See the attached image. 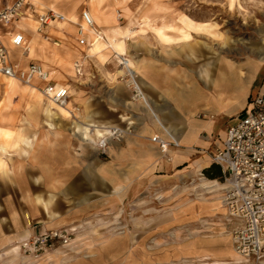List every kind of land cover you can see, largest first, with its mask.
<instances>
[{
  "label": "rangeland",
  "instance_id": "374dc122",
  "mask_svg": "<svg viewBox=\"0 0 264 264\" xmlns=\"http://www.w3.org/2000/svg\"><path fill=\"white\" fill-rule=\"evenodd\" d=\"M29 1L36 10L53 9L63 15L73 13L76 15V22L80 21L83 8L91 10L90 0ZM109 6L111 8L106 9ZM113 7L112 1L99 7L104 13L108 12L107 16H99L97 28L101 30L110 27L121 28L124 32L131 31L130 34L125 33L128 36L125 43L126 57L131 58L140 67V75L145 62H154L159 67L163 65L171 77H176L181 82V89L187 90L193 78L197 81L201 79L203 91L219 98L223 94L217 84L213 86L209 80L219 79L228 62L242 67L249 64L253 69L260 66L259 52L264 43V0H132L128 6L121 7L122 15L119 21L114 20ZM143 19L147 20L144 27L141 24ZM162 21L174 23L179 27L182 30V40H192L186 45L163 46L153 31ZM71 24L68 23L65 29H70L72 33L68 35L76 38V25ZM45 30L44 26L39 31L42 37L50 42L46 43L47 48L42 46L44 50L47 51L48 46L57 41V51L60 55L68 56L70 63L76 55H86L80 76H74L72 71L65 74L67 82L75 85L79 95H83V99L88 101V111L93 120L117 122V109H113L115 95L137 103L130 99L131 91L126 85L128 76L121 75L116 80L113 78L116 70L121 68L114 58V53H105L108 55L106 60L103 57L88 56L89 43L79 48L76 40L66 38L65 41H59L44 32ZM188 30L193 34L189 35ZM178 33L173 31L171 34ZM184 34L188 37L184 38ZM45 39L41 41V45L46 42ZM75 46L80 49L78 53ZM46 56L51 58L50 54ZM45 63L48 64L49 61ZM59 69L65 71L63 66ZM140 78L137 76L138 84ZM259 80L253 83L255 89L259 86ZM238 82V86L248 88L247 83ZM119 86L127 90V96ZM72 87L69 86V89ZM240 92L239 90L238 93L241 94ZM4 94L3 85L0 84V126L8 128L11 133L19 131L12 139L13 142L23 143V150L10 148L6 153L8 155H4L7 165L6 174L0 172V218L7 215L13 218L14 213H19L25 228L29 230L7 247L9 264H19L16 260L18 250H13L14 247L20 245L23 239L43 231L42 228L32 231L34 223L30 212L34 189L36 188V192L42 196L48 190V186H44L49 183H41L39 180L49 175V159L52 156H79L97 146L94 141L85 138L76 123L72 122V117L78 120L83 118L81 105L73 104V107H78L79 110L73 109L74 114L71 115L62 113L58 108L54 112H47L50 103L30 98L27 93L19 91L14 106L8 110L11 119L9 125H6L1 113L10 102L7 101L5 91ZM239 94L234 93V103L239 101ZM72 98L69 97L68 100ZM58 112L61 114L56 116L55 113ZM197 116L203 118L205 113H198ZM238 119V116L219 117L217 126L226 132ZM134 133L132 130V135ZM105 155L99 150V157ZM39 160L42 164H35ZM200 173L175 184L153 186L136 202H131L128 198L122 201L107 198L104 205L90 203L85 212L78 216L80 219L69 215L72 219L76 217L75 221L44 229H65L71 236L69 245L56 247L38 257H32L35 262L25 258V263L264 264V257L243 258L235 254L232 236L236 219L230 216L225 205V190L208 193L199 187L201 177L205 178V181L216 180L221 184L225 183L221 169L220 177L216 178L205 175L203 170ZM34 179H37L38 183L33 188ZM68 203L67 208L74 209L77 206V201ZM145 234L149 235L143 239ZM19 252L29 256L21 250Z\"/></svg>",
  "mask_w": 264,
  "mask_h": 264
},
{
  "label": "crops",
  "instance_id": "0c3cea01",
  "mask_svg": "<svg viewBox=\"0 0 264 264\" xmlns=\"http://www.w3.org/2000/svg\"><path fill=\"white\" fill-rule=\"evenodd\" d=\"M12 1L0 0V9L9 5ZM106 9L109 10L110 7ZM40 11L42 10L29 8L26 15L16 23H12L7 27H0L3 31L8 30L23 34L27 40V45H34V55L29 57V54L24 55L20 48L11 45V49L10 43L7 42L10 48L11 60L17 62L21 67L30 62L42 64L45 69L49 70V78L53 83L64 86L69 90L70 97H73L70 99V106L72 107L73 104L82 106L83 118L78 120L72 117V122L79 127L80 133L84 131L83 128L104 127L106 125L130 126L135 133L134 135H126L121 141H109L104 157L98 156V147H92V151H85L84 154L79 156L72 155L65 158L52 156L48 163L50 165L49 175L47 177L43 176L39 180L41 183H49L44 186H48V190L42 196L36 192V188L34 189L30 212V218L34 223L32 231H37L39 228L43 230L54 228L59 224H68L69 221H75L76 217L80 219L78 216L85 212L90 203L98 206L104 205L107 198L117 199L118 201L128 198L129 201L136 202L153 186L165 183L175 184L186 177L200 175V171L212 162L210 153L221 145L226 135V132L222 130L223 128L219 129L217 126V119L219 117H240L248 101L257 95L262 81H264V50L259 52L260 66L257 69H253L249 64H244L242 67L228 62L219 79L209 80V83L213 86L217 84L219 91L223 94L219 98L203 91L201 79L197 81L193 78L187 90L181 89V82L176 77H171L169 71H165L163 65L159 67L154 62H145L144 66L141 67L140 75V67L131 59L135 65L134 71L131 72H135L136 76L141 77L139 86L143 94L142 100L133 103L115 95L113 97L115 102L113 109L115 111L117 109V122L96 121L93 120L91 113L88 111V101L83 99V95H79L75 85L68 83L66 80L67 75L65 73H71L72 71L74 76L76 75L72 69V63L82 56L76 55L70 66L66 64L68 56L60 55L57 49L54 53L52 45L57 43V47H59L57 41L50 44L47 51L42 48V46L47 48L46 43L49 44L50 42L46 40L47 38H43L38 31V12ZM66 19L70 20L72 24L77 23L70 18ZM68 21L51 22L45 26L46 30L44 32L55 39H59V41H65L66 38L75 41V37L68 35L72 33L71 30L65 29V26L71 23ZM162 22L165 27L161 31H157V29L153 31L163 46L186 45L192 40H182V30L174 23ZM97 24L99 23L97 22ZM118 29L121 33L123 32L122 36H126V31L124 32L121 28ZM173 31H178V35L171 34ZM188 33L189 35L193 34L190 30H188ZM166 37H168L167 41L165 40ZM43 39L46 42L41 45ZM69 43L71 44V42ZM75 48L78 53L81 47L75 46ZM108 52L111 51L105 49L102 52L104 60L108 57ZM47 54H50V59L46 58ZM96 58L99 57L96 56ZM47 60L49 61L48 64L45 63ZM61 66H63L64 72L59 69ZM83 69L82 67V72ZM121 75L124 74L119 68L113 78L116 80ZM256 80H259L260 83L255 89L253 83ZM238 81L247 83L248 88L244 89L241 85L238 86ZM32 83L33 85H26L19 82L16 92L22 91L27 93L30 98L48 102L39 91L42 82L34 79ZM0 84L3 85L4 94L5 83L1 79ZM69 86H73L74 89H69ZM118 88H121L120 90L127 96L126 89L120 86ZM109 89H112V87H109ZM239 90L241 94L238 93ZM72 91L74 95L71 93ZM37 92L43 98H39ZM15 93L7 95V101L10 103L1 113L4 116L3 119L6 125L7 123L9 125L11 119L8 110L11 106H14L17 98V93ZM234 93L239 94L238 97H240L237 103L233 102ZM3 102L4 105L5 94ZM198 113H205V117H198ZM35 114L34 112V121L36 120ZM55 114L59 116L61 113ZM79 116L82 117L80 113ZM6 132L8 135L5 134ZM219 132L220 134H217ZM18 133L19 131L15 130L12 134L8 128L0 126V172L2 174H6L7 163L4 155H8L6 153L10 151V148L23 150V143L13 142L12 139L14 134ZM153 135H158L168 141L174 140L178 143V147L169 148L168 155L171 156V159H167L161 153L159 146L150 140ZM37 163L42 164L40 160L35 164ZM37 183V179H34L33 188ZM72 200L77 201V206L74 209L72 207L67 208L68 202ZM3 209L6 210L4 205ZM14 214L16 217L11 218L7 215L0 218V264H9L10 260L6 256L9 251L7 247L13 240H17L18 237H22L26 234V231H29L25 228L19 213ZM69 215H75L76 217L72 219ZM148 235L145 234L143 239H146ZM25 257L27 256L18 251L16 260L19 264H26Z\"/></svg>",
  "mask_w": 264,
  "mask_h": 264
},
{
  "label": "built area",
  "instance_id": "2783aa9c",
  "mask_svg": "<svg viewBox=\"0 0 264 264\" xmlns=\"http://www.w3.org/2000/svg\"><path fill=\"white\" fill-rule=\"evenodd\" d=\"M29 8L36 10L29 0H13L0 9V27H7L22 19ZM56 21L68 20L53 9L38 12L39 31ZM74 25L79 46L89 43L87 29L95 28L94 36L103 38V33L95 27L93 18L85 8L80 12V22ZM7 42L22 51H25L27 45L23 34L3 31L0 28V74L14 77L24 83H32L34 79H38L42 82L41 89L50 99L65 105L69 90L53 83L47 77V71L42 64L30 62L21 67L17 62H13ZM85 58L84 54L73 63L77 76L82 74ZM125 75L128 76L126 85L131 91L130 99L140 100L142 91L136 74ZM101 128L103 136L94 141L101 153H106L109 141H121L126 135H132L130 126L106 125ZM150 140L159 146L167 159H171L168 155L169 148L178 147L176 141H168L158 135H153ZM210 158L221 169L227 186L224 202L230 216L236 219L232 236L233 250L243 258L264 257V81L257 95L248 101L238 122L228 127L224 140L210 153ZM70 242V233L65 229H48L23 239L19 250L31 257H38L56 247H65Z\"/></svg>",
  "mask_w": 264,
  "mask_h": 264
},
{
  "label": "bare ground",
  "instance_id": "6f19581e",
  "mask_svg": "<svg viewBox=\"0 0 264 264\" xmlns=\"http://www.w3.org/2000/svg\"><path fill=\"white\" fill-rule=\"evenodd\" d=\"M108 1H112V3L114 4V7H113V13H114V17H115L114 20L115 21H117V20L119 21V19L121 18V15H122L121 12H120L121 11V7H126L132 0H90L89 2H90L91 10L89 11V13H90L91 17L93 18V20L95 22V27H97L96 23L97 22L99 23V20H98L99 19V15L107 16L106 13H104V11H102L101 8L99 9V7H101L105 2H108ZM56 12H58V11L56 10ZM63 16H64L65 19L66 18H70L71 20L76 22V15L73 14V13L64 14ZM23 20H25V19H23ZM146 21H147L146 19L142 20V23H141L142 27H144L146 25ZM106 23H108V22H106ZM164 27L165 26H164L163 22H161V23L156 25L157 31H161ZM86 31H87V37L89 39V44H88L89 47L87 49L88 56H98V57L101 58V57H103L102 52L105 49H109L112 53L115 54L114 58H116V60L118 62V65L121 66V71L122 72L125 71V73H123V74L125 75L126 73H128L131 76H134V73L131 72V71H134V68H135L134 62L131 60V58L126 57L125 43H126V39H128V36H122L123 32L121 33L119 29H112L110 27L103 28V31H102V29L100 30L102 33L104 32L103 38H101V39L100 38H96L94 36L93 33L95 31V28L87 29ZM126 32L130 33V31H126ZM187 37H188V35L184 34V38H187ZM165 40L167 41L168 37H166ZM76 44H77V42H76ZM9 45H10V48L12 49L11 44H9ZM57 46H58L57 43H53V49H54L53 51H54V53H55V49H56L55 47H57ZM77 46H79V45L77 44ZM79 47H81V46H79ZM34 50H35L34 49V45L32 44L31 46L26 45L25 51H22V50L21 51H22V53L24 55H28L29 54V57H32L34 55V52H35ZM260 50H264V43H262V46L260 47ZM73 63H72V69L74 70ZM66 64L71 66L69 61H67ZM44 69H45V67H44ZM45 70L47 71V77L49 78V76H50L49 73L50 72H49L48 69H45ZM0 79L2 81H4V83H5V91H6L7 95H13L16 92V90H17V88L19 86V82L20 83H24V82L14 78V77H6V76L1 75V74H0ZM24 84L33 85V83H24ZM39 91L43 95V97L45 99H47V101L50 103L49 104V108L47 109V112L48 111L49 112H51V111L54 112V110H56V108H58V109H60V111L62 113H66L67 115H71V113L73 112V109L79 110L78 107H73V106L71 107L70 106V100H68V99H67L65 105H60L58 103H55L52 99H50L43 92L42 89L39 88ZM40 93L37 92V96L39 98H43ZM141 96L142 97H140V101L143 98V94H141ZM69 97H70V94H69ZM82 130H84L83 132H81L84 135V137L88 138V139H91L92 141H95L96 138H100L101 136H103V132H102V128L101 127L94 126V127H91V128H83ZM5 134L8 135L7 132ZM200 179L202 181L199 184V187L201 189L207 190L208 193L209 192H216V191H219V190H225L226 187H227L225 183L221 184V183L217 182L216 180L205 181L204 180L205 178H203V177H201ZM228 221H231V219H228ZM13 250H18L19 251V245L14 247ZM25 258H27V260L32 259L31 256H27ZM33 261L35 262V260H33Z\"/></svg>",
  "mask_w": 264,
  "mask_h": 264
},
{
  "label": "trees",
  "instance_id": "16d2710c",
  "mask_svg": "<svg viewBox=\"0 0 264 264\" xmlns=\"http://www.w3.org/2000/svg\"><path fill=\"white\" fill-rule=\"evenodd\" d=\"M215 166L216 169H214ZM203 173L212 178L220 177V169L217 165H214V163H211L208 167L204 168Z\"/></svg>",
  "mask_w": 264,
  "mask_h": 264
}]
</instances>
